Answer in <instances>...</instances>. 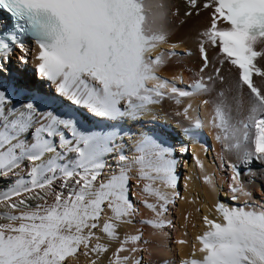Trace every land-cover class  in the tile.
Segmentation results:
<instances>
[{
    "label": "snow or ice",
    "instance_id": "obj_1",
    "mask_svg": "<svg viewBox=\"0 0 264 264\" xmlns=\"http://www.w3.org/2000/svg\"><path fill=\"white\" fill-rule=\"evenodd\" d=\"M184 2L186 17L211 9L206 26L197 33L201 67L190 87L208 92L209 82L226 84L228 77L222 69L227 66L234 84L220 88L213 102L211 123L219 130L216 139L223 148L242 153L246 161L264 162V0ZM0 10L11 21L9 27L0 29V179L15 177L0 191V204L24 209L0 213L8 221L0 223V264H68L78 254H95L90 264H98L109 246L99 242L94 230L101 228L109 239H116L117 222L127 223L137 212L129 199L130 169L138 166L141 179L160 180L174 188V149L142 135L134 146L137 155L130 158L114 143L118 132L81 131L74 118L62 117L47 106L59 99L100 119L136 120L166 96L180 103L181 97L193 93L178 89L175 77L169 81L158 74L166 56L176 53L152 55L167 42V33L152 26L155 17L150 22L151 8L145 0H0ZM20 32L35 38L39 45L36 72L55 84V93L27 96L17 106L10 104L9 90L13 95L31 91L15 80L7 83L16 50L21 53L16 60L28 63L29 52L20 41ZM209 47L216 50L219 67H212L206 82L203 73L212 63ZM233 89L235 94H231ZM190 107L184 109L186 118ZM202 127L197 119L185 131ZM65 130L71 131L73 139L66 138ZM113 153L115 169L105 159ZM25 161L27 172L22 175L19 169ZM232 168V199H238L237 193L250 197L237 166ZM143 192L156 197L158 203L142 202L157 217L162 216L170 203L167 193L152 183H146ZM216 208L223 222L205 216L208 230L197 237L202 259L182 264H264V206L248 205L246 210L218 203ZM106 210L112 215L101 227ZM141 223L161 228L164 221ZM127 240L140 241L142 233L125 237L109 264H127L128 257L121 255Z\"/></svg>",
    "mask_w": 264,
    "mask_h": 264
},
{
    "label": "bare ground",
    "instance_id": "obj_2",
    "mask_svg": "<svg viewBox=\"0 0 264 264\" xmlns=\"http://www.w3.org/2000/svg\"><path fill=\"white\" fill-rule=\"evenodd\" d=\"M145 1L146 5L152 10V17L156 18V23L152 24V26L154 28L167 29L169 32V39L171 41L180 42V49L183 50V47L186 46L193 50V55L189 57H166V65L159 69V71L165 73L167 76L173 79L172 77H178L177 73L179 69H182L184 79H188V77H190L192 74L185 72L183 67L174 65V59H180L194 69V77L198 76L199 74L197 73V68L200 64V60L198 59L197 47L199 41L197 33L200 29L205 27L208 22L209 15L207 12L205 10H201L199 15H191L186 17L184 15L185 11L181 6L182 3L180 0ZM174 6L179 7L178 17H173L171 15V10ZM178 21H180L179 25L177 24ZM24 45L29 52L28 63H19L16 60L17 56H12V64L10 65L11 74L8 77L7 83L15 80L18 85H21L26 89H31V91L27 92L22 91L23 93H27V96H36L37 98L41 96H52L54 93L48 89L46 82L39 77L35 69L36 64L39 62L36 59L39 53V48L36 45L31 46L29 43ZM17 55H21L19 50H17ZM210 59L212 62H214V65H217L215 52L210 55ZM261 66H264V64ZM222 74L228 77L226 84L220 85L218 81L209 82L208 92H203L200 95L182 97L183 102L181 104H173L168 100H164L162 103L164 112H166L167 115L173 120H177L185 126L190 125L195 120L199 119L208 128L215 130L216 128L212 126L211 121L214 114L213 102L217 98V92L222 87L230 88L234 84V75L228 73L227 66L222 69ZM255 80L258 81L259 78L255 77ZM231 94H235L234 89ZM9 95L11 94L9 93ZM203 101H208V103L205 104ZM25 102L26 99L24 98H12L11 96L10 104L20 106ZM188 105H191V107L188 109L186 118L182 110L188 107ZM40 107L41 109L46 108L45 105H40ZM47 108L48 110H54L62 117L67 115L68 117L74 118L77 122V127L81 131H112L108 123L102 124L94 122L90 120L85 114L69 106L62 100L57 99L54 104L47 106ZM148 116L149 118L147 120H134V122L127 120L121 124H118L116 128L117 130H114L115 132L119 133L114 143L122 146L124 154L130 158L134 155H137L134 150V146L142 135L152 136L159 143L164 145L171 143H173V146L176 145V140L178 137V133L174 134L176 133V129L169 127V125H166L170 128L168 131L162 129L160 126H162L164 122L161 120V118L155 117V110L150 111ZM61 130L63 129L61 128ZM65 135L67 139H73L70 130H65ZM53 139L57 144L59 143L58 137H54ZM178 151H180V149ZM193 154V174L190 176V180H184V184L186 185V191L184 192L185 198L184 201L181 202L180 210L178 209V212L175 211L179 217L178 221L175 222L177 227L175 231L177 246H174L172 243V238H169V240L164 238V235H171L168 228H154L152 225L141 223L142 220L148 219H156L158 221L162 220L165 223L169 217L166 213H163L162 216L157 217L156 213L147 208L142 202L147 200L148 203H158L156 197L149 196L143 192V187L146 183H152L155 188H159L162 192L167 193L169 201L178 193L177 190H175L173 187L165 186L164 182L160 180L152 182L141 179L137 174L138 166H133L129 171V177L134 181L135 187L133 190L138 198L133 199L131 196H129V199L133 202L136 209L139 208V216H132L127 223L117 222L119 226L116 229L118 233V238L116 239H109L106 234L102 233L101 228L94 230L96 235L99 237V242L109 246L106 253L100 254L98 264H109V260L112 258L113 252H115L116 249L120 247V244L125 240V237L140 233H142V240H127L125 244V251L121 253V255L128 257L127 264H137V262H139V264H159L160 262L166 261V259H169V263H171L172 260L180 261L184 259L188 255L192 246L200 249V246H198L197 242L195 241V235L198 233V229L200 228L201 218L211 211L217 194L222 190L224 180L218 175L217 165H214L211 163V161L209 162V160L203 158L200 155V152L194 150ZM214 154L218 158L219 162L231 158L239 159L241 155V153H237L236 151H223L222 149H217ZM114 155L116 154H109L105 157V159L115 169L116 165L113 160ZM173 155L176 157L174 151L171 156L172 159H174ZM73 156L74 154H69V157ZM221 165H223V162L220 164V166ZM116 170L118 171V169ZM252 170L254 171L253 175L257 178V182L252 184L251 187H255V190L249 198L251 199L254 196V199H259L258 195L260 191L258 187L264 186V173L262 172L263 169L252 168ZM19 171L22 175L27 172L26 161L21 165ZM107 175L108 170L106 169L105 176ZM205 177H208L209 179L205 180ZM25 178L27 179V177ZM14 179L15 177H13L11 180L0 179V191L4 190L10 183L14 181ZM15 199L16 198L14 197L13 200L15 201ZM32 203L34 204L35 202ZM262 206H264V203H262ZM245 209L248 210L247 207H245ZM22 210L24 209L13 210L10 209L6 204H0V213L9 211L18 213ZM186 214L187 217L189 214V219L185 217ZM111 215L112 213L110 210H106V215L101 217V227L104 220H106ZM7 222V220L0 218V223ZM180 241H184V243H180ZM96 242V239L92 240V244H95ZM132 248H135L136 251H131ZM170 249H173L175 253ZM176 249L180 251V258H178ZM142 255L143 259L140 260ZM95 258V254H90L89 256L78 254V258H71L68 261V264H90V261Z\"/></svg>",
    "mask_w": 264,
    "mask_h": 264
},
{
    "label": "rangeland",
    "instance_id": "obj_3",
    "mask_svg": "<svg viewBox=\"0 0 264 264\" xmlns=\"http://www.w3.org/2000/svg\"><path fill=\"white\" fill-rule=\"evenodd\" d=\"M13 56H15V57L18 56L17 55V50L14 52ZM10 68H11V66H10ZM9 93L11 94L12 98H24V99H26V97H27V93H23V92H20L19 94H14L13 95L11 89L9 90ZM165 146H167V147H173V149H174V153H175V156H176V157H174V155H173V158L176 160L175 170L178 169L177 166H179V162L181 161V159H184L183 161H186V160L191 161L192 158L194 157V154H193V156H191V154L189 153L190 152L189 150L188 151H178L179 149H181L183 147H180L179 148L178 145L173 146V143L168 144V145H165ZM187 157H188V159H187ZM184 180L185 179H183V181H182L183 182V186H184L183 187V191L181 193V190H180V193H179V194H182V200H180L178 203H176V207H175V211H177V212H178V209L180 210L181 202L184 201V198H185L184 192L186 191L185 190L186 185L184 184V182H185ZM134 187H135L134 186V181L132 179H130L129 180V196H131L133 199H137L138 196H136L135 193H134V190H133ZM177 195H178V193L174 197H172V198H176ZM177 212H175V214H176V217H175L176 220H175V222H177L178 221V218H179L178 215H177ZM138 214H139V208L137 209V212L135 213V215H138ZM187 219H189V214H188ZM174 246H177V243L176 242L174 243ZM176 252L178 254V258H180V251L178 249H176ZM142 259H143V255L141 256L140 260H142Z\"/></svg>",
    "mask_w": 264,
    "mask_h": 264
}]
</instances>
